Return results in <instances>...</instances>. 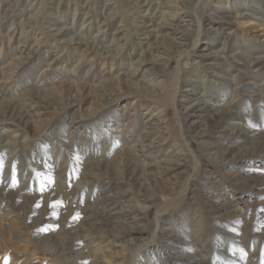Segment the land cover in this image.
<instances>
[{"label":"rangeland","instance_id":"rangeland-1","mask_svg":"<svg viewBox=\"0 0 264 264\" xmlns=\"http://www.w3.org/2000/svg\"><path fill=\"white\" fill-rule=\"evenodd\" d=\"M0 264H264V0H0Z\"/></svg>","mask_w":264,"mask_h":264},{"label":"bare ground","instance_id":"bare-ground-1","mask_svg":"<svg viewBox=\"0 0 264 264\" xmlns=\"http://www.w3.org/2000/svg\"><path fill=\"white\" fill-rule=\"evenodd\" d=\"M100 1V0H99ZM105 3V2H104ZM151 33V32H150Z\"/></svg>","mask_w":264,"mask_h":264}]
</instances>
